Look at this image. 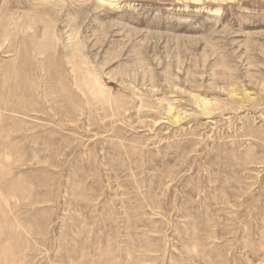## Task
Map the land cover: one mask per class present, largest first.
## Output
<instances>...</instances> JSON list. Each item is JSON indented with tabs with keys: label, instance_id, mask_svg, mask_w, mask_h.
I'll list each match as a JSON object with an SVG mask.
<instances>
[{
	"label": "rangeland",
	"instance_id": "obj_1",
	"mask_svg": "<svg viewBox=\"0 0 264 264\" xmlns=\"http://www.w3.org/2000/svg\"><path fill=\"white\" fill-rule=\"evenodd\" d=\"M0 264H264V0H0Z\"/></svg>",
	"mask_w": 264,
	"mask_h": 264
},
{
	"label": "bare ground",
	"instance_id": "obj_2",
	"mask_svg": "<svg viewBox=\"0 0 264 264\" xmlns=\"http://www.w3.org/2000/svg\"><path fill=\"white\" fill-rule=\"evenodd\" d=\"M19 191V190H18Z\"/></svg>",
	"mask_w": 264,
	"mask_h": 264
}]
</instances>
